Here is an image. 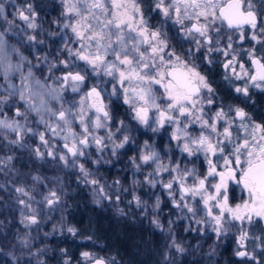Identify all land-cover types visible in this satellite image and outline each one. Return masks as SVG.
Segmentation results:
<instances>
[{"label": "rangeland", "instance_id": "obj_1", "mask_svg": "<svg viewBox=\"0 0 264 264\" xmlns=\"http://www.w3.org/2000/svg\"><path fill=\"white\" fill-rule=\"evenodd\" d=\"M169 2L170 0H165L166 4ZM0 3H3L5 9L4 13L0 14V34L4 38L3 44L0 45V98H8L7 103H0V118L18 120L24 128L32 129V132L22 134L21 144L11 143L17 139L14 131L0 129V257L6 260V263L48 264L44 260V255H47L44 248L48 242L46 239L52 238L53 234L56 238H61L62 234L69 232L68 229L64 231L61 228L65 227L70 220L68 217V212L72 210L70 199L77 192L81 193L82 204L80 205L84 208L97 209L100 213H113L115 219L127 217V221L132 223L141 219L149 229L150 237L158 243L159 248L155 250L156 254L158 253L157 264H222L217 261V258L214 260L213 256L217 255L219 249L217 244L222 246L228 239L235 253L244 249L256 258L255 260L242 258L243 264H257V262L264 264V217L253 215L251 222H241L232 220L231 216L226 214L224 225L226 234L217 238L213 231L214 222L196 223V220L210 221L199 197L193 204L197 210L195 217L188 213L186 208L174 206L173 200L178 201L180 196L178 184L173 186L176 189L175 195H170V190L162 186L170 179L169 173L156 174V163L152 161L143 163L140 160L141 155L155 151L160 163L170 167L179 163L181 169L194 170L196 175L201 177L208 169L205 156L202 153L188 156L187 153L182 152L181 142L172 139L175 126H168V131L164 132L163 128L154 123L156 115H153L148 125L140 123L134 118L130 105L124 103L123 89L117 80L103 72L96 75L85 61L77 59L74 55L69 56L66 49L78 48L80 41L70 29L63 27L65 22L76 19L74 15L65 14L64 0H0ZM108 3L110 6V0ZM139 3L149 27L159 30L165 38L172 36L174 30L172 32L169 25L173 27L176 24L175 14L166 18L162 13L150 11V6L155 8V0H139ZM27 4H31L36 13L35 22L38 25L36 30L28 29L23 21L16 18V9L23 8ZM187 21L189 23L190 20H185ZM185 22L184 24H187ZM115 31L113 29V32ZM29 34L36 35V41H29L27 38ZM125 35L134 36L135 33H125ZM186 36L187 34L181 38L183 41L180 39V45H185V39H189ZM112 39L115 41V36ZM128 46L130 48L131 44L129 43ZM167 48H169L168 44ZM107 59L113 60L114 57L109 55ZM62 60H69L72 71H80L86 76L80 91L73 92L70 86L62 87L60 78L68 71L60 63ZM9 63L12 67L6 72ZM29 71L32 73L31 76ZM92 87L97 88L106 101L105 105L111 117V120L107 122L108 128H111L115 136L113 140H108V128H93L92 134L88 136L89 147L84 148L80 145L85 155L73 158L69 153L66 165L59 160V155L67 153L64 147L66 141L63 137L69 136V130L68 128L61 130L57 127V134H53L48 129V125L56 127L57 124L63 125V121H57L51 112L62 109L70 111L73 114L69 117L72 121L71 132L75 133L76 138L79 139L83 135L79 119V102ZM114 87L115 93H113ZM152 88L157 96V88ZM53 89L58 98H54ZM263 89L259 88V90ZM21 90L24 91L26 98L31 96L34 105L40 109L39 113L29 110L25 103L20 101ZM42 101L51 112L41 107ZM86 104H89L88 100ZM17 109L26 113L27 119L23 116L16 117ZM219 110L220 108L206 106L203 109L204 116L205 118L213 117ZM223 110L228 114V110L224 108ZM95 115L91 108L86 109V122L94 121ZM232 117L234 115L228 114L227 118ZM263 118L264 116L261 117ZM101 119H103L102 116ZM240 123V120L236 119L230 129L233 133V143H242V138L248 135L243 128L238 127ZM250 123L257 124L253 119ZM259 124L264 126V120L259 121ZM224 125L225 120L218 123L220 132L223 131ZM152 127L158 130L153 132ZM117 128L120 131H117ZM186 130L193 138L201 131H206L201 128L198 121L189 124ZM41 132H44L45 138L49 140L55 158L48 156V149L43 146L41 151L45 153L44 157L38 158L35 155L34 149L40 146L38 133ZM92 135L104 138L103 144L97 146ZM125 135L129 137L128 142L124 144V147L116 148L113 155V141L120 143ZM212 135L216 136L215 133ZM237 137L241 139L237 141ZM67 143H72L71 138ZM225 144V154H228L232 145L227 141ZM9 157L11 160L8 159ZM73 159L77 161L75 165L72 164ZM212 159L219 164L223 163L219 154ZM22 162L32 167L21 166ZM80 164H83L89 173L87 179L96 180V184L85 181L83 173L80 172ZM101 171H103L102 176ZM150 173H152L151 177ZM171 175L174 176L175 173ZM150 179L157 181L154 187L149 182ZM191 181L192 177H189V182ZM18 187L29 192L32 199L29 200L28 197L17 193ZM51 190L56 191L60 199L58 203L49 207L44 197ZM228 195L229 205L232 207L249 200L248 192L236 183L229 185ZM134 197H139V207ZM157 198L160 200L159 209L155 208ZM21 199L30 204L31 208L20 204ZM33 215L36 216V224H31L25 219ZM154 219L159 220L162 228L152 223ZM48 229H50L49 232ZM242 231L247 232L248 235L244 248H241L238 243ZM80 234L81 239L75 238L86 248L79 253L76 263H70L68 260L64 262L65 264H89L95 259H104L107 264H120V256L112 252L107 243L95 240L94 234L89 236L82 232ZM173 239L183 248L182 252L176 250ZM154 241L151 242L154 244ZM85 252H88L91 258H85L83 256Z\"/></svg>", "mask_w": 264, "mask_h": 264}, {"label": "snow or ice", "instance_id": "obj_2", "mask_svg": "<svg viewBox=\"0 0 264 264\" xmlns=\"http://www.w3.org/2000/svg\"><path fill=\"white\" fill-rule=\"evenodd\" d=\"M65 14L74 15V21L65 22L63 27L70 29L78 41H80L78 48H67L69 56H76L77 59L85 61L92 69V72L99 75L103 72L105 75L113 77L121 85L124 93V103L129 104L134 113V118L140 123L149 124V110L154 109L157 113L154 123L163 128L166 123L175 126V131L172 133V139L181 142V151L187 153L188 156H193L202 153L208 163V169L204 176H197L194 170L187 168L181 169L180 164L176 163L174 166L164 165L159 162L158 154L151 151L147 154H142L140 160L147 164L150 161L156 163V174L164 172L169 173L170 179L167 183H163V187L170 190V195H175L176 189L174 184L179 186V200H173V204L178 208H186L188 213L193 217L197 215V210L193 204L197 202V197L203 202V210L206 211L207 217L210 221L196 220L197 224L214 222L213 231L217 238L226 234L225 223L226 214L231 216L232 220L251 222L252 216L264 217V126L260 124H251L250 117L241 109L236 108L235 117L227 118L228 114L220 109L215 112V115L210 118H205L203 112L204 97L202 96V89H206L209 94L213 92L212 87L208 84L206 77L203 76L194 64H189L185 57L174 50L167 49V40L161 35L159 30H153L149 27L144 13L141 9L139 0H64ZM155 9H158L164 17L169 18L175 14L177 24L184 26V31L187 35L197 34L193 36L195 41V51H200L206 45L212 44V37L210 31H219V27L213 28L216 21L221 23L227 22L229 29H242L244 25L250 26L253 30L251 39L257 41L258 34L256 32L258 27V16L253 10L251 0H170L165 3V0H155ZM191 9V12H189ZM5 11L3 3H0V14ZM16 18L23 21L28 29L36 30V13L31 4H27L23 8L16 9ZM185 20L194 21L191 25H185ZM11 23V21H10ZM113 29L116 31L113 32ZM260 31L264 32V23L260 24ZM125 33H135V35H125ZM115 36V41L112 37ZM29 41H36L37 37L34 34L28 35ZM240 40L244 39V34L241 32ZM3 35L0 34V45L3 44ZM106 41V42H105ZM231 41V36H229ZM42 43V41H40ZM129 43L131 47L129 48ZM218 43V41H217ZM115 45V46H114ZM232 49V43L229 42L227 49H220L212 47L207 48V52L222 51L227 57L228 50ZM193 50H189L188 57H191ZM111 55L113 60H108L107 57ZM249 58L253 65L256 66V74H251L245 69L243 63L238 64L239 71H237L236 56L233 55L225 64L226 70H231L237 79L244 76L251 81L253 86L257 88H264V61L255 57L254 52H249ZM168 59H165V58ZM174 58V60L172 59ZM210 62V61H209ZM68 69L60 78L62 87H71L73 92H78L81 85L84 84L86 76L80 71H72L69 60H62L60 62ZM178 64L183 67L184 72L180 77H177L174 71H166L168 66ZM12 65L9 63L7 70L11 69ZM55 67V65H53ZM155 70V71H154ZM32 73L29 71V76ZM259 81V82H258ZM127 82V83H126ZM135 82V83H133ZM158 84L164 88L165 92L162 97L167 103L158 102L157 96L153 92L152 85ZM237 93L243 92L245 96L248 95V85L245 87H237ZM116 92L115 87L113 93ZM54 98L55 95L53 89ZM11 95V94H10ZM92 98V103L86 104V100ZM19 99L24 102L26 108L39 113L32 102L31 96L25 97L23 90L20 92ZM8 98H0V103H7ZM208 105L213 104L212 98L209 96L206 100ZM79 119L82 125L83 135L79 139L76 134L71 132V117L73 114L68 110H59L58 112H51L50 109L41 102V107L46 111L51 112L57 121H63V125L57 124L56 127L51 124L48 129L57 134V127L61 130L68 128L69 136L63 137L66 141L64 147L67 153L59 155V160L68 164L67 155L70 153L73 158L84 156V148L89 147L90 141L88 136L92 134V129L108 128V121L111 120L109 111L101 98V92L97 88L92 87L80 99ZM91 108L95 110L94 121L85 120L86 109ZM103 114L101 119L100 114ZM16 117L23 116L27 119V115L19 109L15 112ZM184 118L182 121L181 118ZM239 119L238 127L243 128L248 135L244 136L243 142L233 143V133L230 131L235 120ZM43 121V117H41ZM225 120L223 131L218 130V123ZM200 122L202 129L201 133L193 138L187 132V127L191 123ZM183 123V127L181 124ZM121 126L123 122H120ZM0 129H8L16 133L17 139L11 141L14 144H21L24 132H32L30 128H24L18 120H8L0 118ZM153 132L157 131L156 127H152ZM117 131H120L117 128ZM213 133L216 134L213 137ZM259 133V135H257ZM40 146L34 149L35 155L38 158H43L45 153L41 151V146L47 148V155L55 158L52 151V146L45 138V133H38ZM115 133L108 128L107 139L113 140ZM223 137V139H221ZM71 138L72 143L67 141ZM92 139L97 146L103 144L104 138L92 135ZM237 141L241 139L236 138ZM129 137L125 135L123 141L120 143L114 142L112 154L115 155L116 148L124 147ZM232 145L231 151L225 154L226 144ZM106 147V145H104ZM219 158L223 163L219 164L214 161L212 157ZM234 157V159H233ZM11 160V157L8 158ZM76 160H72V164H76ZM80 172L83 173L85 181L91 184H96V180H88V171L83 164L79 166ZM222 169V170H218ZM175 173V175H171ZM152 176V173L149 174ZM189 177L192 181L189 182ZM35 179V178H34ZM154 187L157 181L149 180ZM236 183L242 186L249 194V200L243 204H237L235 207L229 205V185ZM16 192L22 196H26L29 200L32 199L29 192L24 188H16ZM187 197V199H186ZM59 195L56 191L51 190L48 195L44 197L45 202L49 207L59 202ZM137 207L140 206L139 197H134ZM19 203L25 207L31 208L25 200H19ZM160 200L157 198L155 208L159 209ZM218 209V211H214ZM34 211V210H33ZM31 224H36V216L25 217ZM158 228H162L159 220L152 221ZM69 232L75 234V229L69 228ZM247 232L242 231L238 243L241 248L246 247ZM173 245L179 252L183 248L176 244L173 239ZM240 258L247 257L250 260L256 258L247 251H237L235 253ZM85 258H91L88 252L83 253ZM94 264H106L102 259H95ZM259 264V262H257Z\"/></svg>", "mask_w": 264, "mask_h": 264}, {"label": "flooded vegetation", "instance_id": "obj_3", "mask_svg": "<svg viewBox=\"0 0 264 264\" xmlns=\"http://www.w3.org/2000/svg\"><path fill=\"white\" fill-rule=\"evenodd\" d=\"M223 2V0H222ZM253 4V10L257 13L258 16V27L257 34L258 39L261 42H257L251 39V35L253 30L248 25H244L242 29L232 28L229 29L227 27V22L221 23V21L217 20L216 24L213 26L219 27V31L212 30L210 31V35L212 37V44L206 45L204 48L200 49V51H195L196 45L193 39V36L197 35L193 33L192 35H187L189 39H185V45H180V39L186 35L184 31V26L180 24H174L173 27L169 25L174 30V33L169 38L167 37V44L169 48L166 50H174L175 52L183 55L189 64H194L197 67V70L206 77L208 84L212 87L213 92L209 94L206 89H202V96L204 97L203 109L207 106H212L213 108H220L228 110V114L234 115L235 117V109L241 108L243 109L248 117H250V121L252 119L259 124V121H263L261 117L264 116V89L259 90V88L253 86L251 81H248L246 76L237 79L231 70H226L224 68V64L233 56H236L237 60V71H239L238 64L243 63L245 69L251 74H256V71L253 69L251 59L249 58V51L254 52L256 58L264 61V32L260 31V24L264 23V0H251ZM150 11L155 10L156 13H161L158 9L152 8L150 6ZM191 12V9H189ZM185 25H191L194 21L185 22ZM171 32V33H172ZM241 32L244 34V39L240 40ZM171 35V34H170ZM229 36H231V41H229ZM183 41V39H181ZM218 41V43H217ZM232 43V49L228 50L229 55L226 57L222 51H212L211 53L207 52L208 47L227 49L228 43ZM193 50V54L191 57L187 56L189 50ZM165 59H168L167 57ZM174 60V58H172ZM210 61V62H209ZM173 69H181L184 71L183 67L178 64L168 66L166 71H173ZM155 71V70H154ZM247 80V81H246ZM259 82V81H258ZM246 83H248V95L245 96L243 92L237 93L235 89L237 87L243 88ZM264 83V82H259ZM157 88V99L160 103H167L166 100H163L162 97L164 95V88L160 87L158 84H154ZM89 91V90H88ZM211 97L213 100V104L208 105L206 100L208 97ZM101 98L103 99L104 104L106 103L102 93ZM92 99H88L89 105L92 103ZM93 113H95L94 109H91ZM154 111V112H153ZM153 115H157L154 109L149 110V121ZM100 116L103 117L101 113ZM252 117V119H251ZM183 120V117L181 118ZM239 120V119H238ZM168 126H173L170 123H166L163 127L164 132L168 131ZM162 129V131H163ZM128 157V156H127ZM111 173V172H110ZM103 175V171H101V176ZM2 201V200H1ZM226 244V245H224ZM224 245V246H223ZM223 247L221 244H217L219 247L217 251V255L213 256L215 260H219L220 263L224 264H243L242 258L235 255L234 247L231 244L229 239L223 243ZM221 246V247H220ZM216 247V248H217ZM241 251H245L242 249ZM7 261L0 257V264H8Z\"/></svg>", "mask_w": 264, "mask_h": 264}, {"label": "trees", "instance_id": "obj_4", "mask_svg": "<svg viewBox=\"0 0 264 264\" xmlns=\"http://www.w3.org/2000/svg\"><path fill=\"white\" fill-rule=\"evenodd\" d=\"M21 166L32 167L26 162H22ZM70 202L72 214L67 211L70 220L61 229L66 231L73 227L76 234L73 236L71 232H65L61 238H56L55 234L52 238L47 237V248L44 246L47 255H44V260L48 264H65L68 260L70 263H76L79 253L86 248L83 243L77 242V238L82 237L81 232L87 236L94 234L95 240L107 243L112 252L120 256V264H157L158 243L150 237V231L141 219L132 223L127 221V217L115 219L113 213H100L97 209L84 208L80 205L81 193L77 192Z\"/></svg>", "mask_w": 264, "mask_h": 264}, {"label": "water", "instance_id": "obj_5", "mask_svg": "<svg viewBox=\"0 0 264 264\" xmlns=\"http://www.w3.org/2000/svg\"><path fill=\"white\" fill-rule=\"evenodd\" d=\"M252 66H253V69L256 71L257 69H256V66L255 65H253L252 64ZM173 71L176 73V75H177V77H180L181 76V74L184 72V71H182L181 69H173ZM89 99H92V98H89ZM102 260H104V259H102ZM105 261V260H104ZM106 262V261H105ZM89 264H94V261H92L91 263H89ZM107 264V263H106Z\"/></svg>", "mask_w": 264, "mask_h": 264}]
</instances>
